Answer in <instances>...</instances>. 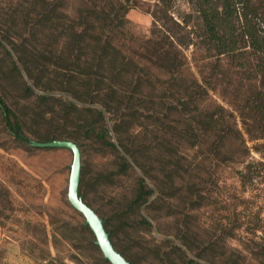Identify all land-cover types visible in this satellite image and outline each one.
Instances as JSON below:
<instances>
[{
	"label": "trees",
	"instance_id": "trees-1",
	"mask_svg": "<svg viewBox=\"0 0 264 264\" xmlns=\"http://www.w3.org/2000/svg\"><path fill=\"white\" fill-rule=\"evenodd\" d=\"M185 2L180 10L176 0H155L142 39L126 18L135 0H10L0 14V89L33 104L29 128L0 97L5 128L27 149L30 139L71 140L79 149L78 138L92 141L118 159L115 172L99 174L105 184L136 166L141 176L116 212L120 224L143 205L165 199L197 204L192 209L212 204L202 194V173L213 184L209 170L218 166L233 171L242 193L264 183V0ZM33 88L61 97L34 95ZM186 149L201 156L193 173L180 162ZM252 152L259 161L249 159ZM84 170L78 187L83 201ZM239 204L254 202L240 198ZM261 208L246 222L236 218L218 228L213 241L184 237L186 251L174 246L175 252L161 254L156 247L152 258L239 264V255L215 250L242 229L257 239H249L254 264H264ZM108 222L103 225L114 249L135 264L132 247L120 251L113 242L120 224L109 229Z\"/></svg>",
	"mask_w": 264,
	"mask_h": 264
},
{
	"label": "rangeland",
	"instance_id": "rangeland-1",
	"mask_svg": "<svg viewBox=\"0 0 264 264\" xmlns=\"http://www.w3.org/2000/svg\"><path fill=\"white\" fill-rule=\"evenodd\" d=\"M9 1L0 0V14L8 10ZM154 1L135 0L136 6L126 15L130 31L138 39L149 34L152 24L150 10ZM175 6L180 10L187 8L185 0H176ZM3 57L4 52L0 48V60ZM33 93L61 97L58 92H43L35 88ZM0 97L29 128L32 126V101L22 100L14 92L1 89ZM213 98L223 103L217 94ZM26 136L31 138L28 133ZM77 142L81 144V168H85L84 181L87 183L84 201L104 223L110 221L108 228L111 229V224H120L121 218L116 212L130 201L141 172L132 166L126 174L114 175L112 184H105L98 179L99 174L115 172L118 169L117 157L102 151L90 140L78 138ZM27 147L29 149L9 135L0 116V264H109L95 246L90 230L83 225V217L67 201L72 161L70 151ZM184 155L185 159L180 162L193 173L201 156L192 149L184 150ZM249 159L259 161L260 156L252 152ZM209 172H212L214 183L210 184L206 174L202 173L207 180L202 194L212 204H198L197 209H192L197 204H182L178 200L165 199L164 204H145L128 219L121 220L119 232L113 239L116 249L123 251L132 247V252L137 255L135 264H169L152 258V250L158 247L161 254L172 253L176 251L174 246H178L186 251L181 245L184 237L213 241L221 235L218 228L230 227L236 218L238 222H246L258 207H262L260 217L264 219V183L258 189L249 188L242 193L229 168L218 166ZM146 183L151 186L147 179ZM240 198L250 199L254 204H239ZM142 218L149 225L143 223ZM233 236L232 239L223 237V248H217L215 252L222 251L225 257L239 255V264H254L251 259L253 245L249 239H257L242 229L234 230ZM219 262L216 260L215 264Z\"/></svg>",
	"mask_w": 264,
	"mask_h": 264
},
{
	"label": "water",
	"instance_id": "water-1",
	"mask_svg": "<svg viewBox=\"0 0 264 264\" xmlns=\"http://www.w3.org/2000/svg\"><path fill=\"white\" fill-rule=\"evenodd\" d=\"M28 146L32 148H62L70 151L72 161L67 185V201L70 206L84 219L83 225L88 227L94 237V244L101 252L103 259L109 264H130L110 242L109 234L104 228L103 220L83 201L78 193L81 175V152L78 145L71 140L36 141L29 140Z\"/></svg>",
	"mask_w": 264,
	"mask_h": 264
}]
</instances>
